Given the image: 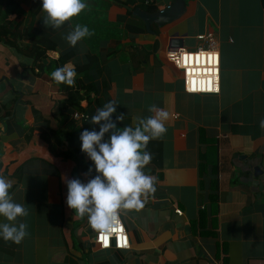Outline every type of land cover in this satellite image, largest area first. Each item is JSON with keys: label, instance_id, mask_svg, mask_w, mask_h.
<instances>
[{"label": "crops", "instance_id": "1", "mask_svg": "<svg viewBox=\"0 0 264 264\" xmlns=\"http://www.w3.org/2000/svg\"><path fill=\"white\" fill-rule=\"evenodd\" d=\"M2 1L0 26L21 21L20 33L25 27L31 32L13 45L0 39V162L9 175L22 164L10 194L29 211L20 218L28 225L20 244L0 238V264H225L224 258L226 264H264V0H85L88 7L55 30L43 23L42 0H13L16 8L6 13ZM168 5L179 13L162 25L151 21L147 28L136 14ZM76 24L92 35L75 47L57 44L46 56L56 59L64 48H77L67 62L96 57L99 79L110 81L109 100L130 126L153 115V104L170 113L166 134L149 141L152 159L144 168L156 191L143 208L120 216L130 240L126 250L98 248L87 217L66 204L62 177L73 178L75 162L55 155L41 136L51 138L54 151H65L66 141L56 143L54 132L71 123L80 127L84 109L99 98L90 93L80 101L82 110L60 108L65 95L31 56L29 47L41 35L53 40ZM200 34H211L220 52L218 94L185 92L181 71L166 58L177 49L170 40L192 49ZM211 139L213 216L201 212L208 192L201 182L208 184L209 176H199L206 161L200 154ZM84 161L79 175L86 183L96 173L86 153Z\"/></svg>", "mask_w": 264, "mask_h": 264}, {"label": "clouds", "instance_id": "2", "mask_svg": "<svg viewBox=\"0 0 264 264\" xmlns=\"http://www.w3.org/2000/svg\"><path fill=\"white\" fill-rule=\"evenodd\" d=\"M87 7L85 0H42L41 9L46 13L43 23L58 29ZM90 35L92 32L86 25L76 24L65 39L75 47ZM50 75L57 85L75 86L77 72L71 61ZM117 106L110 100L98 107L90 120L98 129H84L79 135L81 151L93 162L96 175L86 183L79 178L62 177L67 185V206L81 219L87 217L89 225L104 235L116 228L121 213L143 208L155 193V178L144 172L152 159L147 145L166 134L170 118L167 110L153 104L148 108L153 115L140 118L138 123L134 121V126L120 128L117 122L123 121V115L113 118ZM259 126L264 129V119ZM92 170L90 167L88 172ZM12 187V181L0 172V217L4 218L0 222V238L20 244L28 235V225L20 218L27 217L29 211L13 199L9 191Z\"/></svg>", "mask_w": 264, "mask_h": 264}, {"label": "trees", "instance_id": "3", "mask_svg": "<svg viewBox=\"0 0 264 264\" xmlns=\"http://www.w3.org/2000/svg\"><path fill=\"white\" fill-rule=\"evenodd\" d=\"M2 2L4 3L5 6V9L3 10L4 13H6L8 10L10 11L16 8L13 0H3ZM38 20L39 19H37V21ZM20 24L21 21H19L12 27H10V25L7 24H2L0 26V39L3 37L7 44L13 45L15 44L18 38L19 39L22 38V34L30 35L29 32H31V30L30 29L28 30V27H25L23 33H20ZM37 33L40 32L37 31ZM66 35L67 32L62 33L59 37L54 38L53 40H49L48 38H45L41 35L43 39L42 40L40 39L41 38L40 36L37 37L35 35L37 39L40 40H38L37 42H32V45L29 48L34 62L36 63V61H38L36 67L39 70L40 74H47L51 78L50 75L51 72L54 71L57 67L63 66L68 61V57L72 55L73 51L75 52L77 50V48H64L63 49L64 52L61 53L60 56L56 59L49 58L48 56L45 55V52L47 50L59 48L58 46H56L57 44L59 45H62L61 43L68 44V42L65 39ZM111 52L112 51L108 52L106 55H110ZM94 61H97L96 57L93 58L90 55H88L87 60L83 64H75L77 76L74 87H69L65 84L58 85L61 92L65 95V97L59 102V107L61 108L63 105L72 107L71 111L82 110L80 106V101L83 98H87V96L90 93H99L98 96L99 98L95 100L94 104L92 102L87 109L83 108L86 115L84 114L83 119L81 118L82 124L80 127H76L75 124L71 123L67 128H63L61 130L54 132L56 135V143L60 142L61 140H65L68 145V148L65 151L63 150L54 151L51 138L47 136V134L45 133L41 134L42 138L48 144L49 149L55 155L60 156L63 159H71L75 162V167L74 170L72 171V175L73 178H79V179H81L79 173L85 171L87 165V162L84 161V153L81 151V147H80L81 142L79 140V135L84 129H89V130H91L92 128L98 129V126L92 125L90 123L91 116L95 114V111L98 107H102L104 103L110 101L107 92L110 86V81L108 79V76H106V78L99 79L100 73L98 71H95V68L92 65ZM88 102L90 103L89 100ZM115 115H121L118 106H117V112L113 115V118H115ZM123 117L124 118L122 122H117L118 127L120 128H123L125 125L130 126L129 117L127 116H123ZM47 131H54V130L48 129ZM205 146L206 149L200 154V158L201 159L203 158L206 161L201 162L200 164L199 176L202 177L204 174H206L209 176V181L208 184H205L204 181L201 182V187H202L201 189L208 191L207 205H206L207 207L203 206L204 209L201 212L202 214H205V211L208 209L210 215L213 216V214H215L216 212V205H217L216 182L214 175L216 173V169H215L216 167L215 164L211 162L213 161L211 158L213 157L215 150L214 140L213 139L208 140L205 143ZM149 148H150V144L148 143L147 145L148 151H150ZM22 170L23 167L21 164L15 169V171L12 174L9 175L7 173L6 167H2V163L0 162V172H2L5 177L8 176L11 177V179L13 180L12 181L13 187L19 181L22 175ZM224 263L226 264V258H224Z\"/></svg>", "mask_w": 264, "mask_h": 264}, {"label": "built area", "instance_id": "4", "mask_svg": "<svg viewBox=\"0 0 264 264\" xmlns=\"http://www.w3.org/2000/svg\"><path fill=\"white\" fill-rule=\"evenodd\" d=\"M198 40H205L206 47L188 49L180 47L167 51L166 58L181 71L183 88L190 94H218L220 92L221 59L216 40L211 34H200ZM181 213L179 209H176ZM94 242L100 249L130 248L127 229L121 218L116 228L104 235L95 230Z\"/></svg>", "mask_w": 264, "mask_h": 264}, {"label": "water", "instance_id": "5", "mask_svg": "<svg viewBox=\"0 0 264 264\" xmlns=\"http://www.w3.org/2000/svg\"><path fill=\"white\" fill-rule=\"evenodd\" d=\"M173 7L174 6L172 5H168L167 7L160 9L157 12H154L153 14L136 10V14L144 20L146 27L149 28L151 21H154L160 25L172 21L179 13V11L175 13L173 11ZM169 46L172 48H178L182 46V42L179 39H172L170 40ZM259 173H261L259 168L257 166L254 167V175H258Z\"/></svg>", "mask_w": 264, "mask_h": 264}, {"label": "rangeland", "instance_id": "6", "mask_svg": "<svg viewBox=\"0 0 264 264\" xmlns=\"http://www.w3.org/2000/svg\"><path fill=\"white\" fill-rule=\"evenodd\" d=\"M197 42H196V47L194 46V48H192V49H197V48H201V47H206V42L205 41H198V40H196ZM91 227V226H90ZM92 228V227H91Z\"/></svg>", "mask_w": 264, "mask_h": 264}]
</instances>
